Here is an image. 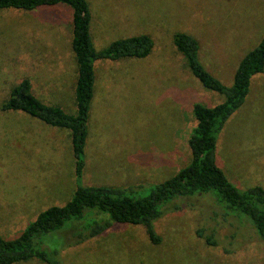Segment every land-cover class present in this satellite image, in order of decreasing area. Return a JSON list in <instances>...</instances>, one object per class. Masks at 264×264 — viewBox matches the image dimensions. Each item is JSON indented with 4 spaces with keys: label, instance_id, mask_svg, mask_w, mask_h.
Wrapping results in <instances>:
<instances>
[{
    "label": "rangeland",
    "instance_id": "rangeland-1",
    "mask_svg": "<svg viewBox=\"0 0 264 264\" xmlns=\"http://www.w3.org/2000/svg\"><path fill=\"white\" fill-rule=\"evenodd\" d=\"M87 2L96 51L142 34L153 39L154 48L144 59L94 63L80 184L133 188L144 197L189 164L188 139L196 124L192 106L222 101L191 74L173 35L194 37L204 68L230 86L241 59L264 36V0ZM71 41L72 11L65 5L0 10V105L28 79L38 100L74 114L77 64ZM28 118L0 110V235L6 239L46 209L64 206L77 187L70 132ZM215 157L239 190L264 188V73L252 77L245 102L218 134ZM216 197L211 192L163 207L153 223L158 243L141 226L112 223L71 247L64 235H44L42 249L58 251L61 264H264V242L248 219L223 217ZM95 214L87 211L84 223L73 227L74 237ZM107 218L102 214L95 220Z\"/></svg>",
    "mask_w": 264,
    "mask_h": 264
},
{
    "label": "trees",
    "instance_id": "trees-1",
    "mask_svg": "<svg viewBox=\"0 0 264 264\" xmlns=\"http://www.w3.org/2000/svg\"><path fill=\"white\" fill-rule=\"evenodd\" d=\"M58 5H65L72 11L71 48L77 64L75 114H67L59 107L42 103L32 94L28 79L22 80L9 91L0 110L21 112L48 126L68 130L76 160L77 187L64 206H53L39 213L16 237L6 239L0 235V264L24 263L33 259L44 264H61L56 259L58 251L49 253L42 249L41 238L44 235H64L70 239L68 247H71L102 234L112 223L141 226L150 241L158 243L160 238L153 223L162 216L163 207L175 200L202 197L211 192L216 194L218 204L222 203L219 214L223 217H246L264 242V188L254 186L239 190L217 166L215 157L218 134L245 102L252 77L264 73V36L239 62L232 84L225 86L202 65L200 46L194 37L186 33L173 35L172 44L184 58L191 74L205 89L221 96L222 101L213 107L198 103L192 106L196 124L188 139L191 151L189 164L170 179L150 188L147 196L141 197L135 195L133 188L85 187L80 184V180L93 98L94 63L98 60L144 59L153 51V39L145 34L132 36L116 40L96 51L90 35L91 14L87 0H0V10L15 8L28 12ZM88 210H95L97 214L93 220L88 219L90 222L86 228L74 237L73 227L79 222L84 223ZM102 214L108 218L95 220ZM206 242L215 244L211 238L206 239Z\"/></svg>",
    "mask_w": 264,
    "mask_h": 264
},
{
    "label": "crops",
    "instance_id": "crops-1",
    "mask_svg": "<svg viewBox=\"0 0 264 264\" xmlns=\"http://www.w3.org/2000/svg\"><path fill=\"white\" fill-rule=\"evenodd\" d=\"M105 61H107V60H105ZM95 73V72H94ZM95 86H96V76H95V80H94V88H93V96L95 95ZM43 103V102H42ZM50 106V105H49ZM76 111V110H75ZM75 114V113H74ZM71 115H73V114H71ZM29 118H32V117H30V116H28ZM28 118V119H29ZM27 119V120H28ZM33 119H35V118H33ZM31 120V119H30ZM30 120H28V121H30ZM35 120H37V119H35ZM89 120V119H88ZM32 121V120H31ZM30 121V122H31ZM39 121V120H38ZM41 122V121H40ZM90 122H91V120H90ZM48 126V125H47ZM48 127H51V126H48ZM51 128H53V129H57L58 131H61V130H66V129H62V128H57V127H51ZM71 135V134H70Z\"/></svg>",
    "mask_w": 264,
    "mask_h": 264
}]
</instances>
